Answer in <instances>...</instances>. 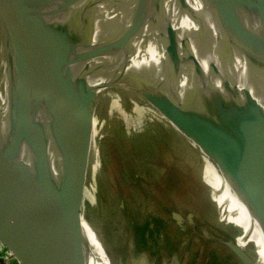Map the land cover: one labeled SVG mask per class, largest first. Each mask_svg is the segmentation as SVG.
<instances>
[{"label": "water", "instance_id": "95a60500", "mask_svg": "<svg viewBox=\"0 0 264 264\" xmlns=\"http://www.w3.org/2000/svg\"><path fill=\"white\" fill-rule=\"evenodd\" d=\"M3 2L11 17L14 44L11 45L9 38L4 41L11 134L10 142L0 154V242L20 264H90L85 245L76 232L82 229L83 221L87 222L81 216L79 203L85 198L83 189L88 186L94 164H91L92 125H76V166L66 172L47 208L53 217L69 215L64 229L58 233L42 223L49 184L55 174L51 155L57 149L64 155L55 142L71 112V108L63 110L62 106L80 74L82 53L89 40L87 20L108 25L93 55L101 51L128 62L127 66L135 65L150 59L144 50L138 49L141 36L138 29H158L155 22L139 20V5L173 21L178 32L171 29L161 35L170 40L175 32L180 34L204 74L210 86L207 101L221 115V120L210 119L221 140L214 146L218 150L214 162L264 229V0H32L41 30L40 50L21 0ZM129 16L135 20H128ZM39 57L45 68L43 85L36 78ZM168 62L176 67L173 70L171 66L172 73H181L177 61L169 57ZM155 66L139 69L154 75L158 72ZM126 77L139 78L136 74ZM82 79L78 80L79 84ZM144 80L156 82L153 77L146 76ZM96 92L90 88L87 95L90 101L94 102ZM80 93L79 90L76 100ZM173 99L179 100L177 96ZM193 100L181 99V103L197 105ZM148 102L154 106L153 99ZM197 112L200 111L196 109L187 121L186 114L169 112L166 116L177 121L184 136L194 145L200 144L202 152L207 154L208 148H203L207 142L202 139V124H196L200 115ZM120 207L121 211L125 208L122 203ZM188 215L193 221L192 213ZM174 218L182 222L177 213ZM89 227L95 230L90 224ZM224 236L227 241L222 245L240 264H257L235 238ZM106 252L109 264H119ZM122 259L120 264H124ZM179 259H182L180 253L173 262L162 264H174ZM136 264L152 263L141 255Z\"/></svg>", "mask_w": 264, "mask_h": 264}, {"label": "bare ground", "instance_id": "6f19581e", "mask_svg": "<svg viewBox=\"0 0 264 264\" xmlns=\"http://www.w3.org/2000/svg\"><path fill=\"white\" fill-rule=\"evenodd\" d=\"M21 2L36 41L37 49L40 50L42 37L37 10L32 0H21ZM138 9L141 13L139 20L155 22L158 25V29L156 31L151 27L138 29V32L141 34L138 40V49L140 51L144 50L146 52L145 55H147L146 58L149 57L150 59H144L135 65L131 64L127 66L129 65L128 62H124L116 57L104 55L101 51L93 55V50L101 44L107 32L108 25L99 21L87 20L86 32L89 40L82 53L83 61L80 66V74L71 86L62 106L63 110L67 107L71 108V112L69 119L65 122L55 142L56 145L64 150V155L62 156L59 151L57 154L54 151L51 155L52 165L56 163L57 168L49 184V195L42 223L54 229L57 233L61 232L67 224L69 215L53 217L52 214L49 215L47 208L52 201V197L59 190V185L63 181L62 179L66 172L68 174V171L74 169L76 166L74 160L76 154L74 145L75 143L77 144L75 133L76 125L83 127L86 124H90L92 125L91 130L93 131L92 150L96 155L95 158L97 156L101 157L103 154L108 159V163H113L112 165L108 164L109 167L107 169L109 170V175H106L107 178L102 175L103 180L95 182L99 193L98 195L91 193L88 186H84L83 197L85 198L80 201L81 205L79 203V211L81 212V216L86 221H89L92 226L107 228L111 237L116 241L118 240L124 246L123 248H125V242L129 240L127 224L132 219L131 213H137L145 223L156 218L161 232L163 234L164 232L169 233V238L170 240L172 239L171 245L181 248L182 257L183 253L195 249V247L189 246V242L192 239V236L189 235L192 233L189 232L192 229L186 228V222L184 221L186 211L190 214L192 213L194 218L204 224V227L201 229L204 232L203 235L206 240H213L212 233L214 232L216 233V238L214 239L222 244L227 241L224 235H231L257 264H264V229L239 200L231 185L219 173V169L217 168L218 163L214 162V159L218 156L216 152L218 150L214 146L215 144L218 145L221 140H219L216 125L214 126L210 119L215 118L216 120H221V115L207 101V96L210 93L209 83L190 56L184 45L182 36L175 31L174 37L170 40L168 37L161 35L171 29L177 30V26L173 21L167 17L157 16L151 9H148L144 5H139ZM128 20L132 21L135 19L129 16ZM6 38H9L11 45L14 44L11 17L3 0H0V154L4 146L10 142L11 134L4 59V41H6ZM87 57L91 59L86 60ZM169 57H172L182 67L180 74L177 75L171 72L172 65L168 64ZM150 65H157L155 66V69L158 71L156 74L153 75L148 70L144 72V70L139 69V67H145L146 69ZM135 66H138L137 69ZM162 72H166L167 75L165 76ZM99 74H102V79H99ZM132 74H136L139 78H135L136 80L134 78L127 79L126 76ZM139 74L143 77L140 78ZM146 76L153 77L156 82L145 83L144 78ZM36 78L41 85L44 84L45 68L40 57L37 61ZM79 79H82V83L80 82V84L78 82ZM91 87L97 91L94 102L90 101L89 97H87ZM77 90H80L81 93L76 100L75 97L78 96ZM174 96L178 97V102L173 99ZM152 99L154 100V106L148 102ZM181 99H194L193 101L197 105H182ZM73 101L75 102L73 103ZM107 104L110 107L108 108L109 115L113 118L110 120H106L99 111H102L104 105ZM196 109L200 111L199 113L197 112L200 115L196 119V124H202L200 125L202 139L207 142V144H203V148H208L207 154L206 152L205 154L202 152L200 144L194 145L195 143L192 141L193 144L191 139L184 136L185 133L177 125V121H173L174 119L169 120L166 116L169 112H174L182 116L186 114L185 121H187L188 116H191ZM147 118L151 122H160V125L158 134L151 133L148 138L146 137V145L144 146L146 161L155 165L161 159L172 163H181L178 165L185 164L184 161L192 164L204 163L205 172H203V181L206 185L201 188L206 190L200 191L199 195H203L201 198L195 195L192 196L194 200L185 198V201L179 200L181 203L177 200L175 203L166 200L160 194L161 192H159L161 181L159 177L163 171L157 168L158 166L156 165L154 167L157 170L151 173L149 171L148 173L147 169L149 168L146 167L145 170V166L139 164L141 161L138 159L135 147L138 145L136 142H143V136H140L144 134L143 124ZM106 132L113 139L114 137L117 138L113 148L119 151L128 149L127 151L133 157L134 161L131 165L129 164L128 166L127 162L118 155V152L113 153V149L111 151L109 146L111 140L107 142L101 140L102 135ZM137 135H140L139 137L141 139ZM137 138L139 141H137ZM172 142H177L182 150V146L186 148V146L191 145L197 152L187 153L183 156L177 153L168 154V150H172L170 148L175 146ZM97 162L95 164V161L93 162L91 160V164L94 163L95 170L99 172V159ZM113 171L116 176L113 178L112 174L110 178V173H113ZM101 197L104 205L109 208L104 213L105 215L100 214L101 217H98V215H92L95 208L93 205L88 206V201L94 204L98 199L100 203ZM161 198L166 202L165 205L171 209L169 211L170 213L157 212L156 204ZM120 203L125 206L122 211L120 209ZM175 213L181 218V223L174 218ZM84 225L88 233H90L91 239L95 243H98L99 239L92 233L93 229L88 224ZM142 227V220L138 222L137 226L135 225V230L138 229L136 231V243L140 249L144 247L139 235ZM184 230L188 232L184 233ZM167 241L169 240L166 239V243ZM89 261L90 264H109V259L100 250L93 252Z\"/></svg>", "mask_w": 264, "mask_h": 264}, {"label": "rangeland", "instance_id": "374dc122", "mask_svg": "<svg viewBox=\"0 0 264 264\" xmlns=\"http://www.w3.org/2000/svg\"><path fill=\"white\" fill-rule=\"evenodd\" d=\"M109 104L104 105V108L101 110H99L101 112V115L106 119V120H110L113 119L110 117V112H109ZM116 119V118H115ZM156 121V120H153ZM159 125L160 122H151L149 121V119L147 118L143 124V131L144 134H142L140 137H142V141L143 142H136L138 145L135 147L136 152H137V156L139 161H141V163L139 164H143V166L147 165L149 169H147V172L150 173L154 170L156 171L157 168L161 169L163 171V173H161L159 179L161 178L160 181V188H159V192H161L160 194H162L164 196V198L170 202H176L177 201H185V198H190L192 200H194V197L192 196H197L198 198L203 195H199L200 191H205L206 189H202V186H205L206 184L204 183V179H203V172H205V168H204V163H200V164H192L190 162L184 161L185 164L183 163V165H178L181 163H172L169 162L165 159H161L158 160V163L156 164L158 167L155 168L154 166H156L155 164L152 163H148L145 158V151H144V146L146 145L145 141H146V137L148 138V136L152 133V134H158L157 132L159 131ZM109 133H105L102 135L101 140L107 142L110 141L109 146L111 148V151L113 149V153H117L118 155L121 156L123 158V160H125V162H127V165L129 166V164L131 165L133 161V157L130 155V153L126 150H116V148H113L115 145V140H117L116 137H114V139L111 137H109ZM100 136V135H99ZM126 136V135H125ZM138 135L137 137L140 138ZM100 138V137H99ZM137 138V141H139ZM113 139V140H112ZM141 139V138H140ZM173 145H175L174 147L170 148L172 150H168V154H179L180 156H183L187 153H191V152H195L196 149L193 147H191V145L186 146V148L184 146H182L183 150L181 149L180 145L176 142L173 143ZM58 149L55 150V154H57ZM197 152V151H196ZM166 153V155H168ZM95 154L93 156V162L95 161L96 163H98V159H99V168L97 172L94 168L93 164L91 166V170H90V174H89V179H88V188L90 190L91 193H94L95 195H98V190H97V186L95 185V182H98L99 180H103V178L101 177L103 175V177L107 178V176L109 175V170L107 169L108 164H113L112 162L108 163V159H106V157L102 154L101 157L97 156L95 158ZM146 166V167H147ZM182 166V167H181ZM57 168V164L54 163L53 167H52V173L54 174ZM113 174V178H115L116 174L113 171V173H110V178L112 177ZM212 174V173H210ZM209 174V175H210ZM107 175V176H106ZM115 180V179H114ZM99 181V182H100ZM139 181V179H138ZM135 183H137V181H135ZM192 184V185H191ZM191 185V186H190ZM158 186V183H157ZM179 201V202H180ZM89 202V203H88ZM88 206H94V210L92 215H95L98 217H101L100 214H104L105 212H107L109 207H106L104 205L103 199L101 197L100 203L99 200L97 199L96 202L94 204H92L90 201H88ZM109 202V201H108ZM165 201L159 200L158 203L156 204V210L159 213H170L169 211L171 210L169 207H167L165 205ZM181 203V202H180ZM87 206V208H88ZM133 212V211H132ZM190 213L185 211V222H186V228L189 229L191 228L192 232L190 231L189 234L192 236V239L189 242V246L191 247H195L194 250H189L185 253H183L182 255V259H179L181 261L177 262L179 264H240L239 261L235 258V256L225 247L223 246L221 243L217 242L215 235L216 233H212V239L211 241H208L204 238V232L201 229L202 227H204L203 223L200 222L199 220H197L196 218L193 217V221L189 220V216L188 215ZM105 215V214H104ZM132 219L129 221V223L127 224V229L128 232H132V236L131 238H129V240L127 242H125V248H123L124 246L121 245L120 242H118V240L116 241L115 239H113L111 237V234L109 232V230L105 227H95L92 231V233L94 234L95 237H97L99 239L98 243L101 245H99L98 243H95L90 236V233H88L87 229L85 228L84 222L83 221V227L81 230L77 231L76 234L79 237V239L81 240L82 243H84L85 245V254L86 257L90 260L91 255L93 254V252H95L96 250H100L101 252H103V254L105 256H108L106 250L111 253L114 257L115 262L117 263H121V259H122V255H123V259H124V264H136L137 258L140 257L141 255H143V257L145 256L146 260L152 264H162L164 261L167 262H173L174 258H177L178 254H181V248H177L175 246H172V242L169 238V233L168 232H164V234L161 232V228L159 223H157L156 218H153L150 222L145 221L143 219H141V217H139L137 215V213L133 212L131 214ZM94 219V218H93ZM142 220L143 223V227L141 229V231H139V235L140 238L142 240V244H143V248L140 249L139 246H137V234L135 230V225L137 226L138 222H140ZM150 220V219H149ZM88 225L90 224L87 221ZM85 222V224H87ZM151 223V224H150ZM153 224V226H151ZM91 225V224H90ZM184 233H187L188 231H183ZM164 239V240H163ZM166 239L169 240L166 243ZM165 242V243H164ZM94 246H93V244ZM168 245V246H167ZM104 249H103V248ZM190 247V248H191ZM124 251V252H123ZM16 258L14 257V255L12 254V256H7L6 258L2 259L1 262L2 264H17L16 261H14ZM122 259V260H123ZM17 260V259H16ZM176 263V262H175ZM174 263V264H175ZM176 263V264H177Z\"/></svg>", "mask_w": 264, "mask_h": 264}, {"label": "crops", "instance_id": "0c3cea01", "mask_svg": "<svg viewBox=\"0 0 264 264\" xmlns=\"http://www.w3.org/2000/svg\"><path fill=\"white\" fill-rule=\"evenodd\" d=\"M0 255L3 256V258H6L7 256H12V252L10 250H8V248L0 242ZM16 261L17 264H20L18 262V260H14Z\"/></svg>", "mask_w": 264, "mask_h": 264}, {"label": "built area", "instance_id": "2783aa9c", "mask_svg": "<svg viewBox=\"0 0 264 264\" xmlns=\"http://www.w3.org/2000/svg\"><path fill=\"white\" fill-rule=\"evenodd\" d=\"M4 259L3 256L0 255V264H2L1 260Z\"/></svg>", "mask_w": 264, "mask_h": 264}]
</instances>
